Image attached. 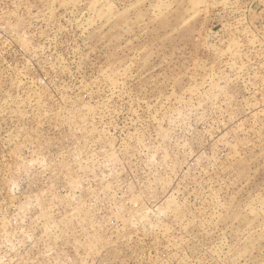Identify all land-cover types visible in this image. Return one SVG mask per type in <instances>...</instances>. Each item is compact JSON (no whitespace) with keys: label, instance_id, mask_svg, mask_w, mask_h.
I'll list each match as a JSON object with an SVG mask.
<instances>
[{"label":"rangeland","instance_id":"1","mask_svg":"<svg viewBox=\"0 0 264 264\" xmlns=\"http://www.w3.org/2000/svg\"><path fill=\"white\" fill-rule=\"evenodd\" d=\"M0 264H264V0H0Z\"/></svg>","mask_w":264,"mask_h":264}]
</instances>
